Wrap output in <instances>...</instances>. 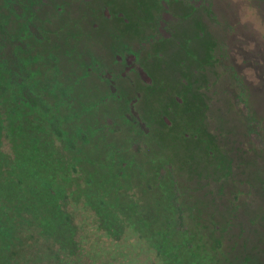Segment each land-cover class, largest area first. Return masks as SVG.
I'll return each instance as SVG.
<instances>
[{
	"label": "rangeland",
	"instance_id": "1",
	"mask_svg": "<svg viewBox=\"0 0 264 264\" xmlns=\"http://www.w3.org/2000/svg\"><path fill=\"white\" fill-rule=\"evenodd\" d=\"M0 17L42 102L0 65V264H264V0H0Z\"/></svg>",
	"mask_w": 264,
	"mask_h": 264
},
{
	"label": "trees",
	"instance_id": "2",
	"mask_svg": "<svg viewBox=\"0 0 264 264\" xmlns=\"http://www.w3.org/2000/svg\"><path fill=\"white\" fill-rule=\"evenodd\" d=\"M12 7H14L19 13H21V8L15 4H11ZM169 11L166 10L163 13V16L161 17V20H165V15H167ZM28 27L30 31L37 36L38 38H41L42 35L36 25L32 23L31 21L28 22ZM26 48V44L21 41L18 38H15L13 35H11L4 27L3 21L0 17V65L4 66L5 69L9 72V75L11 77V80L18 84L21 87L22 91V98L24 102H27L33 106H41L42 102L40 98L33 92L30 85L27 83V72L24 69L23 61L18 53V48ZM119 59L125 60V68L122 72L123 75H127L131 70L137 69L139 74L142 76V78L145 80V82L150 83L151 77L149 74L140 66L137 65L136 62V55L134 53H127L124 58H121L118 56ZM102 76L107 80L109 86L113 91L116 89V81L113 77V74L109 71L104 70L101 72ZM131 112L137 117L140 125L144 127V123L141 120L139 113L135 109L134 105L131 106ZM177 194V193H176ZM175 206L178 209V220L181 226H184V214L182 211V208L180 204L178 203L177 196H175L174 199ZM156 248V247H155ZM150 251L137 253V255L134 257H131L128 259V257L125 258V261H121V264H141L139 260H143L144 264H160L161 262L163 264H169L166 263L168 261H161L158 262V254L161 255L162 251L159 249L158 252L152 251V253L149 255ZM120 254V253H119ZM147 254L145 258H142V255ZM153 254V255H152ZM111 260L100 263V264H116L114 261L117 260V256L115 254L111 255ZM166 258V257H164ZM53 261H50L49 264H63L62 260H59L58 257H56V260L53 258Z\"/></svg>",
	"mask_w": 264,
	"mask_h": 264
}]
</instances>
